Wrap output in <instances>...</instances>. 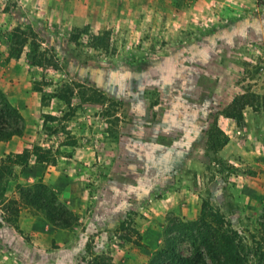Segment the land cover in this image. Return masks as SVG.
Returning a JSON list of instances; mask_svg holds the SVG:
<instances>
[{
    "label": "rangeland",
    "instance_id": "1",
    "mask_svg": "<svg viewBox=\"0 0 264 264\" xmlns=\"http://www.w3.org/2000/svg\"><path fill=\"white\" fill-rule=\"evenodd\" d=\"M0 85L41 125L0 141V159L49 151L3 172L0 264H145L164 226L198 221L203 203L264 264V0H0ZM39 181L71 225L23 203ZM123 221L139 240L120 238Z\"/></svg>",
    "mask_w": 264,
    "mask_h": 264
},
{
    "label": "trees",
    "instance_id": "2",
    "mask_svg": "<svg viewBox=\"0 0 264 264\" xmlns=\"http://www.w3.org/2000/svg\"><path fill=\"white\" fill-rule=\"evenodd\" d=\"M256 2L259 5L263 4V0H256ZM18 31L15 29L10 35V41L15 43L18 49L14 53L11 46L9 55H16V58L20 56L23 46L28 41L26 37H19ZM91 40L95 47L102 48L108 42L106 33L101 36H92ZM73 41H75V37H73ZM37 62L39 63L36 64L42 66L52 64L47 58L44 60L40 58ZM34 90L38 92L40 88L35 87ZM58 98L67 104L70 103L69 97L66 95H58ZM237 118L240 119L241 115H238ZM25 128L24 118L0 91V141L8 140L13 136H21ZM44 129L51 132L47 127ZM216 143H218L217 147L226 144L225 141ZM48 152L38 145H33L30 150L24 148L22 152L14 156L8 155L1 158L0 181L4 171L10 172L13 166L27 164L32 155L35 158V163L46 162L44 155ZM21 198L25 205H34L41 209L51 225L64 228L72 224V210L60 201L55 192L43 182L39 181L31 187L21 189ZM217 214L206 203H203L201 217L198 221L182 222L172 219L163 228L161 247L150 255L145 264H247V260L241 255L242 246L235 241L234 232L227 228L216 229L212 226V220H219ZM117 231L122 234L120 238L127 242L134 243L140 239L138 231L129 227V223L125 221L119 225ZM92 261V264H112V259L103 254L93 257Z\"/></svg>",
    "mask_w": 264,
    "mask_h": 264
},
{
    "label": "crops",
    "instance_id": "3",
    "mask_svg": "<svg viewBox=\"0 0 264 264\" xmlns=\"http://www.w3.org/2000/svg\"><path fill=\"white\" fill-rule=\"evenodd\" d=\"M0 87H1V85H0ZM23 117L26 118V121H27L26 128L24 130L23 135L27 134V136H29V137L36 138L38 136L40 129H41V125L39 126V124H36L35 129L33 131H32V129L29 130V128H32V125H29L28 121H29V119L31 120L33 118V115L28 112L25 115H23ZM21 138H23V137L13 136L11 141L9 142V144L18 143ZM37 139H39V137H37ZM38 146H44V145H42L41 143H38ZM22 149L20 151L17 149V151H15V152L20 153L22 151ZM6 153H8V151Z\"/></svg>",
    "mask_w": 264,
    "mask_h": 264
}]
</instances>
